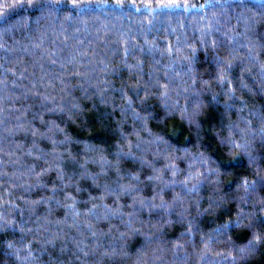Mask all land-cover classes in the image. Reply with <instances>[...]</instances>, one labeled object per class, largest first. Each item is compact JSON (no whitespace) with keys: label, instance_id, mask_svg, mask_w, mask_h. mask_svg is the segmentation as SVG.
<instances>
[{"label":"trees","instance_id":"trees-1","mask_svg":"<svg viewBox=\"0 0 264 264\" xmlns=\"http://www.w3.org/2000/svg\"><path fill=\"white\" fill-rule=\"evenodd\" d=\"M0 264H264V0H0Z\"/></svg>","mask_w":264,"mask_h":264},{"label":"snow or ice","instance_id":"snow-or-ice-1","mask_svg":"<svg viewBox=\"0 0 264 264\" xmlns=\"http://www.w3.org/2000/svg\"><path fill=\"white\" fill-rule=\"evenodd\" d=\"M163 7H175V8H180L182 7V5L178 4V3H172L169 5H163ZM127 191V190H126Z\"/></svg>","mask_w":264,"mask_h":264}]
</instances>
